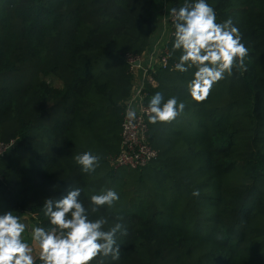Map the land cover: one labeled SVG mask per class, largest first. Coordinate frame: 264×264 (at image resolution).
Instances as JSON below:
<instances>
[{
	"label": "trees",
	"instance_id": "1",
	"mask_svg": "<svg viewBox=\"0 0 264 264\" xmlns=\"http://www.w3.org/2000/svg\"><path fill=\"white\" fill-rule=\"evenodd\" d=\"M154 1L0 0V142L17 141L0 158L1 197L48 228L45 198L80 188L89 208L91 195L114 189L115 205L89 215L106 217L104 230L123 217L128 230L116 237L119 259L104 264H264V0H207L217 22L233 20L249 55L247 71L233 69L202 102L186 87L195 69H174L181 52L169 39L150 99L176 96L185 110L148 121L157 153L148 164L109 163L133 80L123 56L149 47ZM86 151L100 156L92 174L74 160Z\"/></svg>",
	"mask_w": 264,
	"mask_h": 264
},
{
	"label": "clouds",
	"instance_id": "2",
	"mask_svg": "<svg viewBox=\"0 0 264 264\" xmlns=\"http://www.w3.org/2000/svg\"><path fill=\"white\" fill-rule=\"evenodd\" d=\"M168 12L172 18L173 51L181 55L174 69L186 73L195 69L186 87L196 102L204 101L213 86L231 76L233 69L241 74L247 71L245 58L248 48L242 43V34L231 18L217 22L214 8L207 0H184L183 6L173 7ZM171 55V53L169 54ZM185 103L176 96L166 101L161 92H156L142 111L149 123H171L181 116ZM126 119L131 123L137 119L136 109L129 103ZM75 163L85 174H92L100 164V156L91 151L76 154ZM80 188L70 186L61 198L47 197L43 201V213L50 227H31L21 218L7 211L0 214V264H92L100 257L98 264H104L106 257L118 260L120 245L117 234L128 235L127 227L120 221L109 230L106 217L89 218L103 208L111 209L119 200V194L112 188L102 189L90 196V207L80 200ZM199 196V190L193 191ZM26 228L30 231L34 248L23 239Z\"/></svg>",
	"mask_w": 264,
	"mask_h": 264
},
{
	"label": "built area",
	"instance_id": "3",
	"mask_svg": "<svg viewBox=\"0 0 264 264\" xmlns=\"http://www.w3.org/2000/svg\"><path fill=\"white\" fill-rule=\"evenodd\" d=\"M162 22L165 27V34L156 39L154 43L150 42L145 52L142 54L126 53L123 56L133 80L130 93L123 106L121 151L117 155L109 157L110 165L116 169L141 168L157 155L156 150L149 143L148 117L142 109L148 104L151 88L158 85L154 76L155 71L158 68L165 69L170 64V52L167 44L172 37L174 28L168 10L162 15ZM129 103L137 112V119L131 123L126 119V110ZM16 143L15 139L0 142V158L10 152Z\"/></svg>",
	"mask_w": 264,
	"mask_h": 264
},
{
	"label": "crops",
	"instance_id": "4",
	"mask_svg": "<svg viewBox=\"0 0 264 264\" xmlns=\"http://www.w3.org/2000/svg\"><path fill=\"white\" fill-rule=\"evenodd\" d=\"M184 3V0H155L154 1V7H153V27H152V36L150 42L154 43L156 39L161 38L165 34V27L162 22V15L165 11H167L170 8L176 7L178 5H182ZM12 211L9 209L1 197L0 193V214H3L4 212ZM14 215H17L13 212ZM18 216V215H17ZM31 216V217H30ZM21 220H26V224L31 227H36L34 224V221L32 218V215L30 212H23L21 216H19ZM26 238L27 243L30 244V246H33L34 248V255L38 256L39 249L35 245H33V242L31 240V234L28 228H26L25 233L23 234Z\"/></svg>",
	"mask_w": 264,
	"mask_h": 264
},
{
	"label": "rangeland",
	"instance_id": "5",
	"mask_svg": "<svg viewBox=\"0 0 264 264\" xmlns=\"http://www.w3.org/2000/svg\"><path fill=\"white\" fill-rule=\"evenodd\" d=\"M47 82L51 83L52 85L59 87L60 86V82H58V80H56L53 77H46ZM123 170L119 169L120 171H124V170H128L129 168H122ZM23 237H25L23 235ZM24 240H26V238H23Z\"/></svg>",
	"mask_w": 264,
	"mask_h": 264
},
{
	"label": "water",
	"instance_id": "6",
	"mask_svg": "<svg viewBox=\"0 0 264 264\" xmlns=\"http://www.w3.org/2000/svg\"><path fill=\"white\" fill-rule=\"evenodd\" d=\"M24 222H26V220H23Z\"/></svg>",
	"mask_w": 264,
	"mask_h": 264
}]
</instances>
